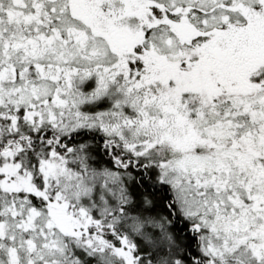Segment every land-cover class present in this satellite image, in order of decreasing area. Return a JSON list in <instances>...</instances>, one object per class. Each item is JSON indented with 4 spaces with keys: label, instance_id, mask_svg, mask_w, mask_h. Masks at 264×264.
Returning <instances> with one entry per match:
<instances>
[{
    "label": "snow or ice",
    "instance_id": "6c2138e0",
    "mask_svg": "<svg viewBox=\"0 0 264 264\" xmlns=\"http://www.w3.org/2000/svg\"><path fill=\"white\" fill-rule=\"evenodd\" d=\"M0 264H264V0H0Z\"/></svg>",
    "mask_w": 264,
    "mask_h": 264
}]
</instances>
